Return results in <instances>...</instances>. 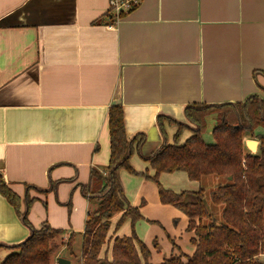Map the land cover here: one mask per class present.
<instances>
[{"label":"crops","instance_id":"obj_1","mask_svg":"<svg viewBox=\"0 0 264 264\" xmlns=\"http://www.w3.org/2000/svg\"><path fill=\"white\" fill-rule=\"evenodd\" d=\"M107 9L108 0H0V183L20 199L17 214L0 194L2 258L43 223L81 243L96 210L89 173L109 161L110 105L122 107L128 139L144 135L131 164L152 175L140 156L176 131L159 116L185 124L189 104L264 100V0H141L116 24ZM119 173L143 219L116 228L114 216L108 236L133 230L150 264L193 255L189 219L151 181Z\"/></svg>","mask_w":264,"mask_h":264},{"label":"trees","instance_id":"obj_2","mask_svg":"<svg viewBox=\"0 0 264 264\" xmlns=\"http://www.w3.org/2000/svg\"><path fill=\"white\" fill-rule=\"evenodd\" d=\"M108 18V22L113 21ZM99 19L95 24H102ZM109 161L105 167L90 171L85 194L96 210L87 215L80 243V264H150L151 252L132 230L129 236L109 237L114 216L120 215L116 228L125 222L132 225L143 218L139 208L130 205L120 180V171L145 178L158 189L159 201L180 210L188 219L186 231L193 233L191 256L183 253L177 258L165 259L162 264H264V100L257 94L243 102L189 104L185 107L186 123L165 116L158 117L176 128L172 143L167 140L149 156H140L149 168L137 172L132 155L144 142V135L131 139L126 136L124 112L119 104L108 109ZM214 123L213 142L202 138L207 119ZM163 128V126H162ZM190 136L182 141V134ZM244 137L250 143L258 142L254 154L244 151ZM185 173L189 181L199 182L209 175L223 178V183L209 192V199L222 206L221 222L213 217L204 202L202 188L173 192L164 188L161 174ZM230 178V179H229ZM0 194L19 213L20 199L3 182ZM25 224L29 225L24 216ZM64 232L47 223L33 229L25 241L7 247L8 253L0 264H52L58 248L66 244L72 254L74 234L64 243ZM104 249V250H103Z\"/></svg>","mask_w":264,"mask_h":264},{"label":"rangeland","instance_id":"obj_3","mask_svg":"<svg viewBox=\"0 0 264 264\" xmlns=\"http://www.w3.org/2000/svg\"><path fill=\"white\" fill-rule=\"evenodd\" d=\"M214 126V123L212 122V120L210 118L207 119V127L205 129V132L202 135V138L205 140V142H213V138H212V128ZM177 130V129H176ZM185 132V131H184ZM183 132V133H184ZM259 132L264 136V128H260ZM244 151L246 153H250V154H254L257 152L258 150V142H254L253 144L250 143V139L247 137H244ZM183 175L180 173L178 174V172L174 173V175H165V177L160 178V182L162 184L163 187L165 188H170L172 189L174 192H178L180 190H183V187L186 189H189L188 186H195V187H200L203 189L204 191V202L207 206L208 209L212 210L213 213V217L217 220V222H221L222 218H221V210H222V206L220 205H215L213 204L210 199H209V192L214 190L217 185L219 184V182H222L224 180V177H218V176H207L204 177L203 179H201L199 182H193V181H189L187 179V177L185 176V179L182 178ZM109 234V232H108ZM69 235H67L68 237ZM66 236H63L62 239L64 241V243H66L68 241V238ZM79 240V239H78ZM78 240L76 242H78ZM80 241L78 242V245L75 244V241L72 244V254H69V251L67 250L66 244L62 245L58 248L54 259L52 260V264H57V259L58 258H64V259H69L71 261V264H80ZM165 246V244L163 242L159 243V250L163 251V247ZM4 257V256H3ZM3 258L0 256V261H2ZM260 260H262L264 262V256L260 257Z\"/></svg>","mask_w":264,"mask_h":264},{"label":"built area","instance_id":"obj_4","mask_svg":"<svg viewBox=\"0 0 264 264\" xmlns=\"http://www.w3.org/2000/svg\"><path fill=\"white\" fill-rule=\"evenodd\" d=\"M141 0H108V17L116 24L127 13L136 8Z\"/></svg>","mask_w":264,"mask_h":264},{"label":"water","instance_id":"obj_5","mask_svg":"<svg viewBox=\"0 0 264 264\" xmlns=\"http://www.w3.org/2000/svg\"><path fill=\"white\" fill-rule=\"evenodd\" d=\"M230 179V178H229ZM57 264H71V261L67 258V259H64V258H58L57 259Z\"/></svg>","mask_w":264,"mask_h":264}]
</instances>
